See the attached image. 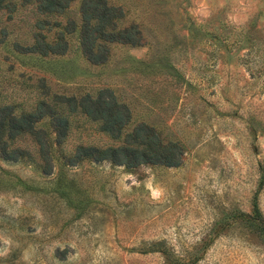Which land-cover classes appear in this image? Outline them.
I'll return each instance as SVG.
<instances>
[{"label":"rangeland","instance_id":"rangeland-1","mask_svg":"<svg viewBox=\"0 0 264 264\" xmlns=\"http://www.w3.org/2000/svg\"><path fill=\"white\" fill-rule=\"evenodd\" d=\"M80 1L62 55L27 49L32 3L0 7V105L67 119L58 143L47 115L34 124L49 168L31 135L0 137V264H264L252 210L255 200L264 221V0H106L142 43H109L101 64L80 54ZM49 19L51 42L64 17ZM101 88L130 110L120 137L61 105ZM139 122L181 147L177 166L69 163L76 147L116 146Z\"/></svg>","mask_w":264,"mask_h":264},{"label":"trees","instance_id":"trees-1","mask_svg":"<svg viewBox=\"0 0 264 264\" xmlns=\"http://www.w3.org/2000/svg\"><path fill=\"white\" fill-rule=\"evenodd\" d=\"M6 1L0 0V7H7ZM22 1L32 3L34 14L38 16L33 24V42L27 49L42 56L66 53L68 41L65 34L71 33L76 26L74 19L66 14L72 0ZM57 16L64 17V21L61 23V28L55 32L53 40L48 42L41 33L43 25L48 23L50 17L54 20V17ZM122 16V11L118 7L108 4L106 0L80 1L77 43L80 54L85 60L93 64L105 62L109 43L128 46L141 45V32L135 23L118 27L117 23ZM58 24V22L54 23V25ZM16 46L21 48L17 43ZM60 99L62 100L61 105L65 106L67 110H78L84 117L98 121L99 129L112 138L121 136V130L130 118L128 106L118 101L108 88L99 89L93 96L86 93L79 96L69 95ZM39 105H36V108L34 107L35 109L31 111L18 114L13 113L12 105H0V137L3 134L10 139L21 133L31 135L36 143V152L39 154L41 162L49 168V144L44 138V132L34 127V124L43 115H47L55 133V142L58 143L66 134L67 119L63 115L54 113L52 109H41ZM1 145L4 143L1 142ZM14 151L7 157L11 156ZM181 157L182 149L176 142H164L152 126L139 122L129 132L122 135L120 144L104 148L94 145L78 146L68 160L70 164H75L83 158H89L94 162L104 160L113 165H122L126 169H132L138 165L177 166ZM252 210L253 217L264 225L255 200H253Z\"/></svg>","mask_w":264,"mask_h":264}]
</instances>
